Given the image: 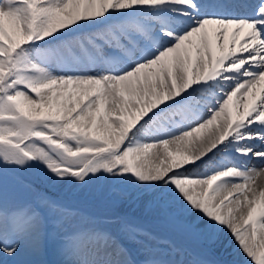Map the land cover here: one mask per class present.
I'll return each mask as SVG.
<instances>
[{
  "label": "snow or ice",
  "instance_id": "obj_1",
  "mask_svg": "<svg viewBox=\"0 0 264 264\" xmlns=\"http://www.w3.org/2000/svg\"><path fill=\"white\" fill-rule=\"evenodd\" d=\"M50 248L264 264V0H0V264Z\"/></svg>",
  "mask_w": 264,
  "mask_h": 264
},
{
  "label": "rangeland",
  "instance_id": "obj_2",
  "mask_svg": "<svg viewBox=\"0 0 264 264\" xmlns=\"http://www.w3.org/2000/svg\"><path fill=\"white\" fill-rule=\"evenodd\" d=\"M123 210L127 212L142 214V215L148 214L147 209L143 208L138 203H134V205H128L127 207H124ZM227 239H225L224 237H221L220 241L217 244H203L201 245L200 250L204 252L207 258L209 259H221V260H228V261L240 259V257H238L234 252H231L229 254H222L220 256L217 255L218 251H221L220 249L222 248L223 242ZM195 243L196 242L193 241V244ZM39 259L48 261L49 264H51V262L55 261L56 256L54 255L52 249L50 248L48 254L43 257H39Z\"/></svg>",
  "mask_w": 264,
  "mask_h": 264
},
{
  "label": "bare ground",
  "instance_id": "obj_3",
  "mask_svg": "<svg viewBox=\"0 0 264 264\" xmlns=\"http://www.w3.org/2000/svg\"><path fill=\"white\" fill-rule=\"evenodd\" d=\"M134 203H137V202L135 200H129L124 204L123 208L127 207L128 205H134ZM230 241H231V238L229 237L227 240L223 242L222 248L220 249L221 251H218L217 253L218 256L233 252L232 249L235 248V243L234 242L229 243Z\"/></svg>",
  "mask_w": 264,
  "mask_h": 264
}]
</instances>
